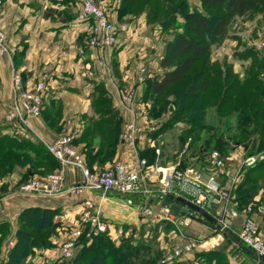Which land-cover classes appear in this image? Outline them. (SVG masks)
<instances>
[{
	"label": "crops",
	"instance_id": "1",
	"mask_svg": "<svg viewBox=\"0 0 264 264\" xmlns=\"http://www.w3.org/2000/svg\"><path fill=\"white\" fill-rule=\"evenodd\" d=\"M94 1L106 9L111 21L117 27L116 42L103 48L90 44L88 29L91 20L78 19L80 0H0V28L5 34L9 51L0 55V133L26 136L34 141H53L62 133L65 120L70 118L73 142L78 148H84V142L75 139L83 130L87 117L96 115L91 98L95 83L102 82L113 107L122 118L112 159L134 161L132 145L121 138L125 122L132 118V112L122 101L121 95L131 91L135 95L137 106L148 103L142 97L144 81L147 77H157L161 74L159 61L163 56L165 42L161 36L160 26L156 24L154 29L149 28L145 12L139 15L131 13L120 15L121 0ZM188 2L193 7L200 5V0H188ZM247 30L255 31L254 35L256 33L264 35V22L258 24L257 21H247L244 23L246 35L249 34ZM244 63L246 62L233 61L234 70L241 72ZM142 64L148 66L149 73L140 81L138 68ZM13 71L20 73L23 87L30 86L41 74H47L48 90L43 96L39 116L25 114L23 119L4 120V114L13 108L15 102ZM177 123L176 125L182 126L173 125L168 129L164 128L156 136L152 135L154 132H149L146 140H142L137 145V155L142 156L140 152L154 147L155 159L151 164L177 163L181 168H191L188 160L194 156L186 159L182 155L186 150L187 141H184L181 149L172 150L177 153L174 159H171V151L166 143L165 131H170L172 128H175L178 139L180 138L185 122ZM241 149L239 145L237 151ZM181 155L183 158L178 159ZM207 157L208 154H205V158L203 156L202 163L205 176L209 174L205 170ZM24 169L25 166L16 165L0 178V221H9L11 230H15L18 226L19 212L24 207L33 205L59 207L60 213L56 215L58 219H64L66 223L71 224L77 220L84 198H91L97 202L103 213L112 203L119 204L120 211H124L121 213L129 214L127 222L122 223H133L141 229V221L147 219L141 217L135 205L123 201L122 203L97 190L84 189L77 194L65 190L55 194L20 191L18 184L21 182ZM56 169L63 173L65 185L81 180L80 171L73 166L58 165ZM214 179L219 185L226 183L223 179H219L218 175H215ZM262 188L258 187L253 193L251 214L264 232ZM138 200L142 202L144 197L138 196ZM163 206L165 205L159 207L162 220L153 224L159 229L163 228L161 239L174 227L171 216L175 212L170 207L169 211L163 210ZM177 210L186 211V208L182 204ZM115 211L117 210L109 211L112 213L110 215L119 216ZM154 220L152 219L151 223ZM114 222L110 223L113 239L120 232L119 229L124 228L123 224L119 225V222H115L114 225ZM240 225L241 218L235 219L231 230L237 232ZM128 229H131L130 226L127 229L125 227V232ZM183 230L201 238L202 242L192 252L182 255L178 259L179 264H262L252 250L241 242L234 241L225 233L222 234L216 225L200 216L194 215ZM116 240L119 242L117 237Z\"/></svg>",
	"mask_w": 264,
	"mask_h": 264
},
{
	"label": "trees",
	"instance_id": "2",
	"mask_svg": "<svg viewBox=\"0 0 264 264\" xmlns=\"http://www.w3.org/2000/svg\"><path fill=\"white\" fill-rule=\"evenodd\" d=\"M200 4L203 11L191 9L187 0L120 2V15L145 12L148 25L157 24L164 30L176 20V16L184 19L180 25L182 30L165 42L159 61L161 74L147 77L144 81L142 97L152 102L148 108L149 115L156 116L168 105H173L171 115L152 135L156 136L164 128L183 121L187 128L180 135L181 141L187 136L195 139L197 133L207 131L208 135L203 139L207 147L205 153L217 148L222 154H228L231 151V146H226L228 141L245 142L248 138L249 143L245 142L248 151H261L264 149V58L251 47L244 46L233 56L236 60L246 62L240 74L229 63L225 65L227 70H218L213 65L215 62L209 61V54L213 45L229 36V26L235 19H251L258 14L264 19V0H200ZM218 76H221V80L217 79ZM91 103L96 115L87 117L83 130L75 140L84 142V148L80 150L88 166L93 168L94 162L103 165L114 156L122 118L113 107L102 82L95 83ZM212 113L216 117L224 116L219 126L208 117ZM215 129L219 130L217 138V134L212 133ZM222 136L226 140H222ZM154 149L152 147L140 152L147 157L148 163L154 162ZM16 165L25 166L20 178L23 181L33 172L45 174L52 171L59 162L42 140L0 133V178ZM246 169L245 178L238 187L241 201H245L263 185H259V182L264 180V158ZM249 180L256 184L251 191L245 186ZM161 198L160 204L174 211L183 204L178 197L168 195ZM58 213L59 207H24L17 217L16 240L3 264H23L22 260L30 252L33 241L41 233L43 240L40 243L48 244L45 238L54 228V216ZM9 228V221H0V241ZM82 243L77 254L71 256V264H148L155 260L149 258L148 254L140 257L138 249L141 243H133L131 238L115 243L107 232H96L89 242L85 238ZM179 263L176 260L172 264ZM156 264L160 263L157 261Z\"/></svg>",
	"mask_w": 264,
	"mask_h": 264
},
{
	"label": "built area",
	"instance_id": "3",
	"mask_svg": "<svg viewBox=\"0 0 264 264\" xmlns=\"http://www.w3.org/2000/svg\"><path fill=\"white\" fill-rule=\"evenodd\" d=\"M78 19L91 20L88 31L92 46L103 48L116 42L117 27L111 21L108 12L94 0H80ZM255 48L264 58V40H259ZM8 52L6 37L0 28V55ZM148 73V66L140 65L138 79L144 80ZM47 78V74L43 73L30 86L23 87L20 73L13 71L15 102L13 108L5 113L4 120L23 119L25 114L39 116L43 96L48 90ZM121 96L122 101L132 112V118L124 124L121 138L132 145L134 161L115 158L102 168H90L84 161L82 151L73 142L70 130L71 119L68 118L64 122L62 133L56 139L43 142L59 165L77 168L81 180L65 185L63 173L55 169L44 175H32L18 186V190L43 194H55L64 190L77 194L84 189L97 190L102 194L114 192L123 195L128 204H133L135 199L133 195L136 194L147 197L157 192L160 197L168 195L184 197L214 215L219 224L217 228L221 231L223 227L230 229V223L240 216V228L234 233L243 245L259 258L264 259V232L252 214L249 215L247 210H243V214L238 211V200L233 191L238 176L246 167L256 162L261 155L260 152L243 155L239 163L234 165L232 154L224 155L219 149L213 148L207 157L209 172L207 176L198 170L181 168L177 163L167 165L148 163L145 157L137 155V145L159 125L153 119H149L145 104L137 106L133 92L128 91ZM217 171L226 176L225 184L219 185L215 181L214 176ZM135 206L142 216L154 215L153 209L147 203ZM213 208L215 210H212ZM163 210L169 211V207L165 205ZM194 215L201 216L192 208L186 211L177 210L172 214L174 227L167 233L166 240L163 239L161 243L162 254L158 263L172 264L185 253L192 252L202 242L201 238L183 230ZM110 223L100 214V206L97 202L91 198H84L77 220L61 241L60 253L65 258L73 256L75 245L85 225L88 224L95 232H107L111 235ZM133 236L138 237L134 234Z\"/></svg>",
	"mask_w": 264,
	"mask_h": 264
},
{
	"label": "rangeland",
	"instance_id": "4",
	"mask_svg": "<svg viewBox=\"0 0 264 264\" xmlns=\"http://www.w3.org/2000/svg\"><path fill=\"white\" fill-rule=\"evenodd\" d=\"M187 2H188V0H187ZM188 4H189V7L191 9L196 8L198 10L203 11L201 9V4L198 7H193L192 5H190L189 2H188ZM102 8H104V7L102 6ZM247 21H251V22L257 21V23L259 24V22L260 23L264 22V19H262V17L259 14L256 15L255 17L251 18V19H246V18L245 19H243V18L235 19L231 23V25L229 26V34H228L229 36L226 37L219 44L212 46L211 52L209 54V61L215 62V63H213V65H214V67H217L218 70L219 69L220 70H227L225 68V65L227 63L233 65V61L236 60V59H234L233 56H236L235 53H238L237 51H240L241 49H243L244 46L251 47L255 52H257V54L261 58H263L260 55L259 51L256 50L255 46L259 40H264V35L259 34V33H256L254 35L255 31L252 32L249 30H247V32L249 34L246 35L244 33V23ZM183 23H184V19L180 16H176V20L173 21L168 27H166V30L159 28L162 31L161 36L163 37L162 39L164 40V42L169 41L175 33L180 32L182 30L180 25H182ZM148 26L150 29H154V26H151V25H148ZM250 26H252V25H250ZM163 34H164V36H163ZM156 40H157V38H156ZM241 67H242V71H243L244 64H242ZM233 69H234V67H233ZM241 72H239V73H241ZM220 77L221 76H218L217 79L221 80ZM263 79H264V75H263ZM146 102H148V103H145V106H147V109H148L150 106H152V102L150 100H146ZM172 106H173L172 104L168 105L167 109H165L160 114H157L156 116H151L148 113L149 119H153L156 124L160 125V123L163 121L164 118L171 115ZM221 116L222 117H220V116L216 117V116H214L213 113L208 115L209 118H212L213 120H215V123L217 124V126H219L223 120L224 116L223 115H221ZM176 124H178V123H176ZM183 124H184V127H183V131L181 132L182 135L185 132V128H187V124H185V123H183ZM176 126H182V125H176ZM176 126H174V127H176ZM166 129H168V128H166ZM174 129L175 128H172V130H170V131H165V133L167 134V137L165 136L166 137L165 139H167L166 143L168 144V147L170 148V151H171V159L176 158L175 156L177 155V153L176 152L174 153L172 150H174L176 148L181 149V145L183 147L184 141H187L186 150L182 153V155H184L186 157V159L188 157L194 156L190 160H188L189 166L191 168H194V170H198V171L202 172L203 174H205L206 172H204L203 165H202L203 156L205 158V154H209V152H210L209 151V152L205 153V150L207 149V147L205 146V144L203 142V139H205V137L208 135L207 131H202V132L200 131V134L197 133L198 137L195 139L193 138V136H190V137L187 136L184 139V141H181L180 138H179L180 140L178 139V134L175 132ZM218 132H219L218 129H215V131L212 132L214 134H217V135H215V138H217ZM220 138L222 140H226V138L223 136ZM144 140H146V138ZM249 140L250 139L248 138L245 140V142L249 143ZM245 142L228 141V144L226 143V146H228V147L231 146V148H230L231 151L228 154L225 153L224 155L232 154L233 161L235 162L234 165L239 163L241 156L249 154V153L260 152L261 155H259V157L256 161L264 158V149H262L261 151H257V152H249L247 147H245V146H247V144ZM239 145H241L242 149L240 151H237V148L239 147ZM226 146H225V148H227ZM182 155L180 157H178V159H182L183 158ZM84 161H85V157H84ZM85 163H86V161H85ZM108 163L109 162H105L103 165L96 164V165H93V168H102ZM86 165H88V164L86 163ZM207 167H208V162H207ZM55 169L56 168H54L53 170H55ZM205 170H207V169H205ZM246 171H247V169H244L241 172V175L238 176V178H237L238 181L234 182L233 191H234L235 196L238 200V205H237L238 211L243 214L242 211L247 210L248 211L247 213L250 215L252 213V204H253V200H254L253 199L254 194L249 195L245 201H241V199L239 198V195H238V187L243 182V180L245 178ZM207 172H208V170H207ZM47 173H45V174H47ZM32 175H44V173H41L39 171L33 172L32 174H30L28 176V178H30ZM215 175H218L219 179L221 178V179H223L224 182H226V180H227L226 176L224 174H221V172L217 171L215 173ZM28 178L21 181L18 184V186L21 183H23L24 181H26ZM259 183H260L259 185L263 184L260 187L264 186V180H261V182H259ZM245 186H246V188H249V190L251 191V189L254 188L256 186V184L254 185L252 183V180H249L247 183H245ZM106 195L111 197V198L117 199L120 202H122V201L126 202V199L117 193L108 192ZM123 199H125V200H123ZM161 199L162 198L160 196H158L157 192H154L153 196H147V197L144 196V200L142 202H139L138 196L133 200V205L140 204V203H147L151 207V209H153V212H154L153 216H147L146 217L147 219L144 220V222L141 221V223H140V224H142L140 226L141 229L137 228V226H134L133 223H131V224L130 223H128V224L122 223V222H127V219L129 218V214L127 212L121 213L124 211H120V205L119 204H113L112 203L110 206H108L106 208V211L104 213L102 212V210H100V214L102 215L103 218L108 219L110 222H113V221L119 222V225L123 224V227H124L123 230L119 229L120 232L116 236H114L115 239H113V240L115 241V243H119L120 241H123V240L128 239V238H131V241L133 243L134 242L141 243L140 248L138 249V253L140 254V257H142L141 255H145V254L147 255L148 254L149 258H151V257L155 258L154 261H150L148 264H156V262L158 261L159 257L162 254L161 243H162L163 239H164V241L166 240V236L163 237V239H161L162 238L161 237V231L163 230V228L159 229V227H157V225H153L157 221H161L162 217H163L161 215V213L159 212V207L161 206V204H160ZM181 205L182 204H180V206ZM183 205L186 208V210L190 208L189 206H187L184 203H183ZM114 210H117L115 212L116 213L118 212L119 216L110 215L112 213H110L109 211H114ZM59 213H60V210H59ZM56 215L54 216V222H55L54 228L52 229L51 232H49L50 234L48 233L49 234L48 238L47 237L45 238L49 243L48 244L40 243V241L43 240V237H42L43 234L41 233V234L37 235L38 237L33 241V244L31 245L30 252L22 260V262H24L23 264H56V263L57 264H71L70 261H71L72 257L77 254L79 248L82 246V244H83L82 241L86 238L87 242H89L92 235L96 233L93 229H91V227L88 224L85 225L84 231H83L82 235L79 237L77 244L75 245L73 256L70 258L69 257L65 258L60 253V246L62 243L61 241L66 236V233L69 232V230L73 226V223H75V222L73 221L71 224H68V223H66V221L64 219L59 220L58 216H56ZM141 217H142V215H141ZM143 217L145 218V216H143ZM200 217H202V216H200ZM139 218H140V216H139ZM202 218H204V217H202ZM237 218H236V220H239L240 216H238ZM152 219L153 220L155 219L156 221L154 220L153 223H151ZM233 221L230 223V229H232V227H233ZM115 222H114V225H115ZM129 226L131 229L130 230L128 229V231L125 232V230H124L125 227L127 229ZM216 227H217V225H216ZM218 231L221 232L222 234L224 233L223 231H221L219 229H218ZM4 233L5 234L3 235V238L0 241V264H3L7 260L8 254H9L8 253L9 249L14 244V242L16 240V229L11 230L9 228V230H7V231L5 230ZM133 234L138 235V237L135 238L133 236ZM116 237L119 239V242H118V240H116Z\"/></svg>",
	"mask_w": 264,
	"mask_h": 264
},
{
	"label": "water",
	"instance_id": "5",
	"mask_svg": "<svg viewBox=\"0 0 264 264\" xmlns=\"http://www.w3.org/2000/svg\"><path fill=\"white\" fill-rule=\"evenodd\" d=\"M139 195H133L134 198H136ZM183 203H185L187 206H189L190 208L194 209L195 211H197L202 217L206 218L207 220H209L210 222L214 223L215 225H218L217 219L214 215H212L210 212L201 209L198 205H196L195 203H193L192 201L184 198V197H178ZM223 232L228 235L230 238H232L234 241L236 242H240L239 238L237 237V235L230 230L227 227H223ZM261 263L264 264V260L262 258H260Z\"/></svg>",
	"mask_w": 264,
	"mask_h": 264
}]
</instances>
